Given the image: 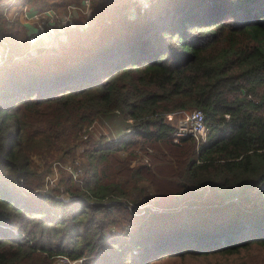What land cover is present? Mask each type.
<instances>
[{
  "label": "trees",
  "instance_id": "obj_1",
  "mask_svg": "<svg viewBox=\"0 0 264 264\" xmlns=\"http://www.w3.org/2000/svg\"><path fill=\"white\" fill-rule=\"evenodd\" d=\"M133 2L91 0L85 28L56 30L64 42L56 34L33 53L21 16L0 10L11 51L0 65V264H142L181 251L264 264V0ZM192 110L205 141L174 143L173 119ZM115 112L129 132L83 138ZM80 148L82 179L38 191ZM145 148L157 152L148 166L115 156Z\"/></svg>",
  "mask_w": 264,
  "mask_h": 264
},
{
  "label": "rangeland",
  "instance_id": "obj_2",
  "mask_svg": "<svg viewBox=\"0 0 264 264\" xmlns=\"http://www.w3.org/2000/svg\"><path fill=\"white\" fill-rule=\"evenodd\" d=\"M132 1V0H127ZM134 4L138 2L142 9L147 8L148 0H133ZM16 0H0L1 12L2 17L7 22H12L15 20V17L21 16L22 18V26L23 29L21 30L22 38L29 37L34 34H37L36 27L38 24L42 23L44 26L51 27L49 33L43 34L41 37L44 38L37 39L35 41L30 40L29 43L31 46L32 53L35 52V49L41 48L44 49L45 47H50L51 42L53 41L54 35L56 30L63 31L64 29H76L77 24L80 28H85L89 22L91 21V0H82L79 3H70L67 5L64 10L61 8H54L49 6L44 0H34L33 3L26 5L25 7H18L16 5ZM87 3V4H86ZM133 4V5H134ZM133 7V6H131ZM130 7V8H131ZM221 9L226 10L228 7L231 8V5L227 3H222L220 6ZM130 17H133V12L130 13ZM25 29V31H24ZM54 30V31H53ZM57 37V36H56ZM58 42H64L63 34L59 35L56 39ZM3 42L6 44L8 43L3 39ZM8 45V53L4 58L3 64L9 55L11 54L10 46ZM4 49V48H3ZM15 59V58H14ZM0 64V65H1ZM169 117H172L169 115ZM182 115L180 114L177 118L173 119V123L181 119ZM177 124V123H176ZM131 127V121L125 120L121 116L119 112H115L113 116H99L97 117L91 126L85 132L84 139H89L92 142L95 141H103V142H110L112 140H116L120 136L124 135L125 133L129 132ZM144 150V151H143ZM143 150H132L130 152L121 151L115 154L116 157H119L122 160H127L129 162L130 167H138L141 165L148 166L151 165L155 160V156L157 155L156 151L152 148L147 150L146 148ZM151 155V156H150ZM164 161H168L167 158ZM60 165L54 163L53 164V174L46 179L48 176H45L42 179V182L39 183L38 191H46L51 188L64 189L66 187V178L72 177L75 174L77 179H82V171L84 170L83 166L85 165V158L83 155V148L78 149L77 155H74V159H65L64 162L59 163ZM55 170V171H54ZM55 178L57 181H55ZM51 182V183H50ZM79 184V183H76ZM141 185L145 187L147 193H152L154 191V187L149 182H141ZM61 192V191H60ZM60 199L61 198H68V195L65 193L57 195ZM145 204V206L143 205ZM142 205L146 207H150V203L143 202ZM140 206V205H138ZM141 207V206H140ZM139 207V208H140ZM160 212V211H159ZM123 224H127L125 220H122ZM189 249V248H188ZM190 251V250H187ZM164 255V253H163ZM157 255V259L150 262H145L142 264H230L227 261H230L232 258L235 257V254H230L229 252L226 253H219L214 255H207V256H195L191 253H184V251L180 252L179 256H163ZM64 258H57L54 260L53 264H65L63 263ZM134 261V260H133ZM140 261V260H138ZM137 261V262H138ZM83 261H75L72 264H81Z\"/></svg>",
  "mask_w": 264,
  "mask_h": 264
},
{
  "label": "built area",
  "instance_id": "obj_3",
  "mask_svg": "<svg viewBox=\"0 0 264 264\" xmlns=\"http://www.w3.org/2000/svg\"><path fill=\"white\" fill-rule=\"evenodd\" d=\"M50 30H52L51 27L44 26L42 23L38 24L36 27L37 34L34 35L31 34V36L29 37V41L30 40L35 41L37 39H40L43 34L49 33ZM8 48H9L8 45L5 42H3L2 39H0V64L3 62L4 58L6 57L9 51ZM180 114L182 115V118L180 117L181 119H178L177 121L176 130L173 134V142L177 143L180 138L186 136L193 138L197 143L205 141L207 128L204 124V116L202 112L198 110H192L187 112H181ZM147 150H149V148H147ZM52 174H50L46 179H48ZM76 175L77 174L73 176V181H78ZM56 181L57 179L55 178V181L53 183H55ZM61 200L67 201L69 200V198H61ZM60 258H64L63 263L65 264H72L73 262H75V261H70L66 257H60Z\"/></svg>",
  "mask_w": 264,
  "mask_h": 264
},
{
  "label": "crops",
  "instance_id": "obj_4",
  "mask_svg": "<svg viewBox=\"0 0 264 264\" xmlns=\"http://www.w3.org/2000/svg\"><path fill=\"white\" fill-rule=\"evenodd\" d=\"M24 31H25V29H24ZM27 38V37H26ZM42 39L44 38V36L43 37H41ZM27 40H29L28 38H27Z\"/></svg>",
  "mask_w": 264,
  "mask_h": 264
}]
</instances>
